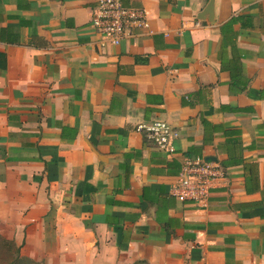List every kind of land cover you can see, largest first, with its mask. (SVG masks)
I'll return each instance as SVG.
<instances>
[{
	"label": "crops",
	"instance_id": "crops-1",
	"mask_svg": "<svg viewBox=\"0 0 264 264\" xmlns=\"http://www.w3.org/2000/svg\"><path fill=\"white\" fill-rule=\"evenodd\" d=\"M122 2L149 26L101 48L95 0H0V234L45 264H264V0ZM187 156L218 166L206 207L172 193Z\"/></svg>",
	"mask_w": 264,
	"mask_h": 264
},
{
	"label": "built area",
	"instance_id": "built-area-1",
	"mask_svg": "<svg viewBox=\"0 0 264 264\" xmlns=\"http://www.w3.org/2000/svg\"><path fill=\"white\" fill-rule=\"evenodd\" d=\"M92 24L98 33L97 45H119L124 38L135 35L134 29L147 28L149 21L143 9L126 6L122 0H95ZM160 148L173 153V139L179 135L173 125L161 118L136 127ZM219 174L218 166L204 158L186 157L172 193L180 200H189L200 207H206L214 181Z\"/></svg>",
	"mask_w": 264,
	"mask_h": 264
},
{
	"label": "trees",
	"instance_id": "trees-1",
	"mask_svg": "<svg viewBox=\"0 0 264 264\" xmlns=\"http://www.w3.org/2000/svg\"><path fill=\"white\" fill-rule=\"evenodd\" d=\"M0 252L6 259V264H45L44 262L34 260L33 258L22 254L21 245H18L14 240L8 239L0 234ZM148 264L146 261H137Z\"/></svg>",
	"mask_w": 264,
	"mask_h": 264
},
{
	"label": "water",
	"instance_id": "water-1",
	"mask_svg": "<svg viewBox=\"0 0 264 264\" xmlns=\"http://www.w3.org/2000/svg\"><path fill=\"white\" fill-rule=\"evenodd\" d=\"M213 6H214V0H210V3H209V6L207 8V12L206 13L212 14ZM199 18H202V17L199 16Z\"/></svg>",
	"mask_w": 264,
	"mask_h": 264
},
{
	"label": "rangeland",
	"instance_id": "rangeland-1",
	"mask_svg": "<svg viewBox=\"0 0 264 264\" xmlns=\"http://www.w3.org/2000/svg\"><path fill=\"white\" fill-rule=\"evenodd\" d=\"M0 264H6V259H5L4 255L1 252H0ZM138 264H142V263L139 262Z\"/></svg>",
	"mask_w": 264,
	"mask_h": 264
}]
</instances>
